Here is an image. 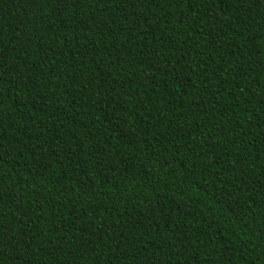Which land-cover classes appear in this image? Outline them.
I'll return each mask as SVG.
<instances>
[{
  "label": "trees",
  "instance_id": "obj_1",
  "mask_svg": "<svg viewBox=\"0 0 264 264\" xmlns=\"http://www.w3.org/2000/svg\"><path fill=\"white\" fill-rule=\"evenodd\" d=\"M0 264H264V0H0Z\"/></svg>",
  "mask_w": 264,
  "mask_h": 264
}]
</instances>
